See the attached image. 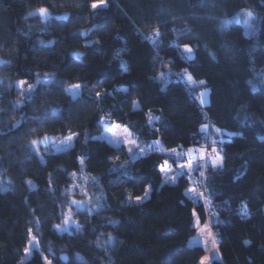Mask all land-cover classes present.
Wrapping results in <instances>:
<instances>
[{"label": "trees", "instance_id": "trees-1", "mask_svg": "<svg viewBox=\"0 0 264 264\" xmlns=\"http://www.w3.org/2000/svg\"><path fill=\"white\" fill-rule=\"evenodd\" d=\"M94 2L100 0H0V264H18L32 236L38 246L23 264H45V256L53 264H200L205 248L189 247L192 232L183 225L194 208L201 219H213L218 233L222 259L212 264H264V0H105L106 8L93 10ZM244 10L257 14L256 32L246 34L243 22L220 31L222 21ZM157 28L158 49L144 39ZM176 40L179 50L171 46ZM184 44L195 50V60L181 59ZM184 69L206 81L209 105L201 106L177 79ZM161 73L170 75L162 81ZM21 80L28 82L24 89L35 84L30 100L17 88ZM77 83L82 89L73 99L66 89ZM149 115L159 118L156 130ZM115 123L127 125L140 143L158 140L161 148L133 163L127 145L85 143V135L100 137ZM204 124L209 134L220 129L218 140L225 141L218 143L223 168L207 166L198 177L209 207L186 195L188 175L161 187L166 149L203 145L209 140L200 131ZM70 131L80 137L66 151L50 155L54 149L38 146L45 163L30 153L33 140ZM116 168H127L129 176ZM248 169L258 176L239 192ZM79 172L95 180L89 188L103 204L98 213L77 212L71 204L85 194L73 188ZM147 187L150 196L137 202ZM243 204L247 217L239 213ZM69 209L81 225L79 232L72 226L71 235L54 227ZM109 235L115 243L98 247Z\"/></svg>", "mask_w": 264, "mask_h": 264}, {"label": "snow or ice", "instance_id": "snow-or-ice-1", "mask_svg": "<svg viewBox=\"0 0 264 264\" xmlns=\"http://www.w3.org/2000/svg\"><path fill=\"white\" fill-rule=\"evenodd\" d=\"M107 4L105 3V0H100L99 3H92L91 4V8L93 10H98L100 8H106ZM40 12V14L42 16H44L45 18L49 17V13L47 11V9L45 8H40L38 10ZM258 19V17L253 13V11L251 10H244L243 13H237V15L233 18L232 21H222L221 22V28L220 31L221 32H225L228 30L229 26L231 23H240L243 22V24L246 27V34H253L255 29H256V24L255 21ZM139 31V30H138ZM143 35V34H141ZM187 36H191V30H187L186 34ZM161 32L159 31V29H155L153 34L151 36H146L144 37V39L148 40L149 43L154 47V48H159L160 44H161ZM171 46H175L178 50L180 49V45H179V40L176 41H172L171 42ZM198 47V46H197ZM195 50L188 44H184L183 49L179 51V55L181 57V59L187 61V62H191L193 60H195ZM209 55L212 57V59H215V53H209ZM127 67H123L122 71L127 72ZM166 75H170V74H165V73H161L159 77H157V79H160L162 81L165 80ZM178 80H183L184 83L188 86V90L191 96H193L194 99H197L199 104L201 106H207L210 104L209 101V91L207 89L206 86V81L204 80H200V81H196L192 75L188 72L187 69H184L181 73H177L175 74ZM3 82L0 81V84H2ZM27 81L21 80L19 82H17V88L18 90L21 91L22 95L28 94L27 98L30 100L31 99V93L34 91L33 85L28 84L27 88L24 89L22 86L27 84ZM37 83H41V81L38 79ZM44 84H49L51 83V81L45 80L43 81ZM251 83V82H249ZM167 87V82H165V88ZM193 88H203V91L199 92V95L197 96L196 93L192 92ZM81 89V85L76 84L73 85L71 89H66V91L71 92L73 99H76L77 95L79 94V90ZM253 90H255V86H253ZM124 92H128V89H123ZM101 94L100 93H96V96L99 97ZM132 107L133 110H137L139 109V104L136 102L132 103ZM56 111V110H53ZM44 119V118H41ZM154 119L158 120L159 118H153L151 117V115H149V119H148V124L150 126H152L153 130L155 129V125H154ZM99 124H103L105 123V118L104 117H100L98 120ZM13 127H17V125H13ZM121 128H123V131H121ZM200 131L202 133H204L205 138L207 139L209 137V133H208V125L205 124L201 127ZM215 131L217 133H220V129H215ZM110 134V135H109ZM230 135H239V133H231ZM80 137V133H73V132H69L67 136H65L63 139L60 140L59 145L55 144V138L53 137H48L45 136L42 140H33L31 142V144L29 145V151L32 155H37L38 158L40 159L41 163H45L44 158L42 155L38 154V146L40 144H44L45 146H48L49 142L51 141L53 143L54 146V151L53 153H50V155H54L55 152H60V151H66L72 147H74V144L76 142V140ZM85 139V143H88L89 141H100V140H107L110 144H112L113 147L117 148L118 150L121 149L124 145H129L127 148V152L129 154V158L130 160L134 163L137 159H139L142 155H146L148 151H156L158 149L161 148L160 142L159 141H154L151 145L148 146L147 150L144 148H141L135 141V138L133 137V134L129 131V128L127 125H119V124H113L111 127L106 128V134L101 136V137H93V136H88L85 135L84 137ZM211 143L213 145L220 143L223 144L225 143V141L223 139L220 140H212ZM174 157L176 158V161L179 162V159L181 156H193L194 153H198V159H196L195 161V165H196V169L199 170L200 167L202 166H211V168L213 170L219 171L223 168L224 166V157L220 156L219 152L217 151V149L215 147L212 148V151L210 154H207V159L205 160V165H201L199 163L200 159H204L205 157V152L203 149H189L187 153H176V150H172ZM213 156L216 157V159H213ZM84 157H79V163L81 165H83L84 163ZM168 161H164L165 166H168ZM181 168V172L178 174L177 177L172 178V177H168V172L171 170L170 168H168L167 170H165L164 168L161 169L162 172H164L165 176L168 177V179L166 180V182L169 183H175L176 179L179 178V176H183L185 174V172L183 171V169H185V167H187L188 172H191L193 170V164H188L187 166H185L184 164H180L179 165ZM114 171H121L124 177H128L129 173L127 171V168H116L113 169ZM60 171H63V169H60ZM72 176H75L76 173H72ZM200 176L204 177V172H200ZM237 179H239V177H237ZM51 181V178H50ZM26 183H28L29 185L32 184L31 181H26ZM198 183L203 184V180L198 181ZM73 187H76V185H73ZM5 191H7V189H4ZM206 190V189H205ZM195 192V189H190L188 191V193H186V195H188L191 199H203V192L198 193L196 196H192L191 194ZM150 194V189L146 190L144 193V196H137L135 199L137 202H142L144 199H147L149 197ZM211 196V193L209 194ZM130 199V197H129ZM91 203V201H77V200H72L71 204L76 206L77 212H87V214L91 215L93 214V212H99L101 210V208L103 207V204L101 203V200L99 197H97L95 204L92 207H88V204ZM227 203V202H226ZM239 213L241 215V217H247L249 215L248 212V208L246 204L241 205V208L239 210ZM63 216V224L62 225H54V227L59 230L60 232H64V231H68V233L71 235L72 231H73V227L74 226V230L76 232H79L81 230V225L76 222L75 220L72 219L73 213L71 212V209H69V211L64 214L62 213ZM112 223H115L114 221H111ZM215 222L217 224L221 223L219 221V218L216 217L215 218ZM37 224H39V221H37ZM198 226V225H197ZM207 227V226H205ZM31 231V230H30ZM115 243L114 238L109 235L108 239L106 241H97V246L104 248L106 245L109 244H113ZM250 241H245V244H250ZM200 244V238L197 237L195 238L193 241L190 242L189 247H194L196 245ZM215 244V241L213 240V245ZM28 249H25L26 254L28 253ZM61 259L67 260L68 257L64 256L61 257ZM77 259L84 261V258L82 256H80L77 253ZM219 257L218 255H213V260H218ZM46 260V258H45ZM47 264H51V261H47ZM84 264H88L87 261H84Z\"/></svg>", "mask_w": 264, "mask_h": 264}, {"label": "rangeland", "instance_id": "rangeland-1", "mask_svg": "<svg viewBox=\"0 0 264 264\" xmlns=\"http://www.w3.org/2000/svg\"><path fill=\"white\" fill-rule=\"evenodd\" d=\"M255 15L257 16V14H255ZM233 18L229 19V21H232ZM256 28H257V26H256ZM245 29H246V27H245ZM254 32H256V29ZM192 77L194 78V76H192ZM194 79L196 81H200L199 79H196V78H194ZM45 80L49 81V79H45ZM77 84H79V83H77ZM31 85L34 86L35 84H31ZM79 85H81V84H79ZM71 88H72V86L69 87V89H71ZM81 89H82V86H81ZM81 89L79 90V93H80ZM115 124H119V123H115ZM119 125H124V124H119ZM208 127H209V124H208ZM106 128H108V127H106ZM106 128L103 129L99 133L98 136L101 137V136L105 135L106 134ZM121 131H123V128H121ZM129 131H130V129H129ZM221 132L222 131H220V136H221ZM225 133L229 134V135L231 134V132H229V131H225ZM220 136L217 133L216 134L210 133V135H209V140L211 139L210 142H209V140H206V143H204L203 145L189 146L188 148L177 147V148L166 149L168 154H170V156L167 159V161L169 162L168 166H166L164 168L165 170H167L168 168L171 169L168 172V177L175 178L178 176V174L182 171L180 166H179L180 164H184L185 166H187L188 164H193V170L191 172H188L187 167H185V169H183V171L185 172V175H188L191 178V183L189 184V188L187 189V193L190 189H195V192H193L191 194L192 196H196L198 193L203 192V197H204L203 200L205 201V203L208 207L211 206L212 203H211L210 199L208 198V196H204V191L202 190L201 186L200 187L198 186V181H199L198 177H200L199 173L201 171H204L207 166H202L199 168V170L196 169L195 161H196V159H198V153H194L193 156H191V157L186 156V155L181 156L179 159V162H177L176 158L173 155L172 150L175 149L176 153L179 154V153H187L189 149H203L205 152V157H204V159H200L199 163L201 165H205V160L207 159V154L211 153L213 147H215L217 149V151L219 152L220 156H222V152L220 151V147L218 146V143L215 145H213L211 143L212 140H218V138ZM48 137L55 138V144L56 145H59L60 140L64 138V137H57V136L55 137V136H51V135H48ZM133 137L135 138L136 143L141 148H144L146 150H147L148 146L151 145L154 141H158V140H154L152 143H145L144 142V144H142L137 140V138L135 137L134 134H133ZM128 146L129 145H127V147ZM47 147L54 149L53 143L51 141L49 142ZM213 159H216V157L213 156ZM197 173L199 176L197 175ZM163 176H164V180L162 182L161 187H164L167 185L177 184L178 179H176L175 183H169V182H166L168 177L165 176L164 172H163ZM257 176H258V172H256L255 170H252V169H248L243 174V179H244L243 183L240 186H238L236 188V190L239 192H243L244 190L250 188L254 184ZM93 181H95V180L91 176L89 177L85 172H79V174L76 175L75 182L73 184V185H76V187H73V188H78L79 190L82 189V191H84V193H85L84 197L80 200H77V201H91V203L88 204V207H92L95 204L97 197H99V195L97 194V191L94 190L92 186L89 188L90 184L93 183ZM149 189H150V193H151V188L147 187V190H149ZM140 196L143 197L144 194H142ZM149 196H150V194H149ZM72 200H76V199H72ZM198 201L199 200H197V199H191L192 203H197ZM188 220L189 221H183V225H186V223H187V227L192 232L191 236L189 238V241L191 242L195 238L199 237L200 238V245L204 246V248H205V253L203 254V256L199 260L200 264H212L214 254L218 255L219 259H222L221 250L219 249L218 240H217V236H218L217 230L212 225L213 219L210 217H207L206 220L201 219L197 213V210L194 208L193 214H192L191 218H189ZM205 226H207V227H205ZM213 240L215 241L214 245H213ZM37 246H38L37 238L32 236V238H31V240L27 246V249L29 251L27 254L25 252L24 256L19 260L18 264H23L26 260H28V258L33 254L35 247H37ZM44 258H46L45 264H47V261H51V264H53V261L51 258H48L47 256H45Z\"/></svg>", "mask_w": 264, "mask_h": 264}, {"label": "built area", "instance_id": "built-area-1", "mask_svg": "<svg viewBox=\"0 0 264 264\" xmlns=\"http://www.w3.org/2000/svg\"><path fill=\"white\" fill-rule=\"evenodd\" d=\"M199 186H201V188H202V190L204 191V189H205V186L204 185H202V184H200ZM214 224V221L212 222V225ZM218 234V233H217Z\"/></svg>", "mask_w": 264, "mask_h": 264}]
</instances>
